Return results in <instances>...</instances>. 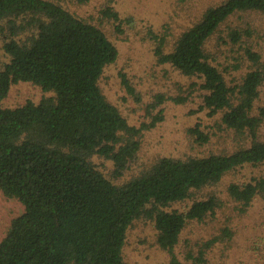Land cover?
Instances as JSON below:
<instances>
[{
  "label": "trees",
  "instance_id": "16d2710c",
  "mask_svg": "<svg viewBox=\"0 0 264 264\" xmlns=\"http://www.w3.org/2000/svg\"><path fill=\"white\" fill-rule=\"evenodd\" d=\"M240 11L264 13V0H223L207 7L169 50L164 33L149 34L159 63L199 79L190 83L192 91H202L198 109H207L209 116L221 113L220 123L246 132L250 143L225 153L163 156L116 184L92 157L111 159L114 174L120 176L139 149L136 136L163 118L162 108L149 123L136 127L107 100L99 79L116 61L118 49L102 29L52 0H0V21L10 20L13 35L23 25L12 18L28 17L25 20L35 29L26 40L10 38L3 45L10 60L0 68V191L18 199L23 212L11 219L0 240V264H128L123 256L127 231L141 217L152 220L157 244L171 253L169 264H183L173 251L181 231L189 221L214 214L221 199L211 193L185 210L166 207L217 184L238 166L264 164V140L257 138L264 107L255 112L264 78L260 54L244 49L253 65L240 83L230 85L205 50L219 27ZM105 13L121 21L116 12ZM243 34L248 30L228 26L231 43H239ZM222 42L227 40L222 37ZM19 81L32 82L51 94L37 102L1 106L11 84ZM123 82L132 91L124 76ZM165 98L157 94L147 111ZM187 98L188 94L172 97L176 102ZM188 132L199 144L209 141L210 133L199 122ZM226 191L248 207L264 193V176L231 182ZM187 256L205 261L201 248L196 256L189 252Z\"/></svg>",
  "mask_w": 264,
  "mask_h": 264
},
{
  "label": "rangeland",
  "instance_id": "374dc122",
  "mask_svg": "<svg viewBox=\"0 0 264 264\" xmlns=\"http://www.w3.org/2000/svg\"><path fill=\"white\" fill-rule=\"evenodd\" d=\"M80 19L102 29L116 45L118 56L107 65L99 79V86L108 101L116 105L129 124L136 127L149 123L151 116L162 108L163 118L154 125L142 128L136 136L140 142L135 157L129 161L120 176L114 174V163L104 156L94 155L95 166L112 182L121 184L142 170L150 167L163 156L185 158L207 153H225L246 146L251 137L226 128L220 123V114L209 116L207 109H198L202 103V91L193 90L190 83L199 80L180 73L168 63H159L154 54L155 41L149 31L166 36V50L179 33L195 23L203 11L223 0H52ZM116 12L121 21L107 15L106 10ZM28 17H25L27 19ZM129 18V21H127ZM15 19L23 25L16 34L9 28V19L0 21V68L9 60L4 43L10 38L26 40L35 29L21 17ZM221 25L205 44L207 53L213 55L214 63L223 69L230 85L240 83L253 63L244 55L250 47L260 54L264 64V13L240 11ZM247 29L239 43L227 38L228 26ZM222 37L227 42H222ZM129 83L130 91L123 82ZM32 82L12 83L7 96L1 101L3 107H14L26 100L34 102L50 95ZM157 94L166 97L162 103L150 108ZM182 102L174 96L187 95ZM255 112L264 107V78ZM199 122L210 133L207 143L194 141L188 129ZM257 138L264 140V120L257 129ZM264 176V164H243L227 171L217 184L194 193L184 201L172 203L166 209L185 210L194 200L214 193L220 205L212 215L202 221H189L180 233L173 251L183 264H264V193L257 194L248 207L233 200L227 193L229 183H244ZM23 212L22 203L14 197H6L0 191V240L4 237L13 217ZM157 230L152 220L141 217L133 221L126 235L123 256L128 264H169L171 253L156 241ZM213 240L207 247L205 242ZM204 252V262L187 256Z\"/></svg>",
  "mask_w": 264,
  "mask_h": 264
}]
</instances>
